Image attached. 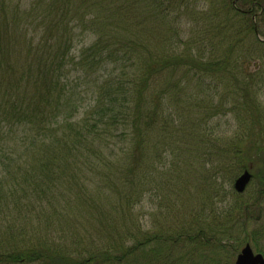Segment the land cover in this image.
Returning a JSON list of instances; mask_svg holds the SVG:
<instances>
[{
    "label": "trees",
    "instance_id": "1",
    "mask_svg": "<svg viewBox=\"0 0 264 264\" xmlns=\"http://www.w3.org/2000/svg\"><path fill=\"white\" fill-rule=\"evenodd\" d=\"M18 1L29 3L28 8H14ZM201 2L207 5L199 8ZM258 4L264 12V0H0V156L7 165L6 176H0V212L21 209L20 213L18 209L8 213L7 226L0 220V264H234L228 254L237 248L228 238L231 229L240 224L236 220L242 217L239 212L238 216L228 212L230 219L225 221L230 224L224 229L216 225L213 228L217 230L206 229V223L192 229L196 224L193 219L181 222L179 230L169 226L167 231L157 232L143 228L140 212L134 208L148 186L143 163L152 157L146 142L156 124L160 131L166 126L168 133L162 134L163 151L156 149L153 158L180 141H188L184 148L189 143L196 145L197 150L190 152L193 155L200 157L204 152L206 147L200 144H205L207 122L219 112L210 114L212 107L205 105L203 98L195 100L193 94L198 87L216 89L221 83L239 40L231 42V36V43L221 53L218 45L228 42V28L254 33L251 17ZM171 15L176 21H190L192 31L210 39H187L181 53L174 52L177 45L170 43L166 55L158 45L159 29H152L150 23L165 27ZM150 29L155 37L148 35ZM88 32L95 35L94 40L74 56L79 35ZM205 41L208 52V45L200 49ZM73 67L87 74L102 70L94 78L107 91L95 97L93 112L85 111L90 119L71 123L77 103L66 110L70 105L66 71ZM164 70H178L182 76L171 78L149 96L151 82ZM103 73L114 75L99 81ZM206 79L211 82L203 83ZM243 89L246 98L250 97V86ZM167 101L177 105L180 117L168 110ZM194 104L206 111L198 114L195 107L200 106ZM64 123L66 127L59 129ZM215 134L217 142L219 133ZM112 138L117 139L108 153H103ZM258 140L248 138L242 151L238 148L233 153L235 166L227 174L236 176L254 169L252 177L264 196V156L260 157L264 139L261 144ZM119 142L126 145L127 154L117 155L121 147L113 152ZM5 147L21 149L30 164L22 161L19 152H7ZM13 154L18 157L11 158ZM203 154L200 165L222 162L221 156L210 151ZM224 163L220 166L223 170ZM12 166L18 168L16 172ZM219 185L214 181L198 186L202 194L206 190L208 194L202 196L205 201L196 218H201L207 199L216 197ZM174 187L168 186V191L174 193ZM72 188L84 192L77 202L66 196ZM230 191H234L232 186ZM188 195L193 199L190 192ZM65 198L67 206L57 211ZM31 215L46 219V229L57 222L77 234L85 230L88 239L98 235L101 244L83 242L82 236L71 240L73 243H51L50 238L39 236L34 240L27 232L32 228ZM218 217L224 220L221 214ZM245 239V243L251 240ZM256 252L262 253L258 248Z\"/></svg>",
    "mask_w": 264,
    "mask_h": 264
},
{
    "label": "rangeland",
    "instance_id": "2",
    "mask_svg": "<svg viewBox=\"0 0 264 264\" xmlns=\"http://www.w3.org/2000/svg\"><path fill=\"white\" fill-rule=\"evenodd\" d=\"M28 5L29 3L26 1H18L14 2L13 7L23 9L28 8ZM206 5L207 2H205L204 5L203 2H201L199 8H204ZM258 6L259 4L255 8L256 14L251 17L256 28H259L258 30L254 28V33L246 34V30L233 32L235 27L228 28V31L226 32L228 34V42L218 45V49L221 53L229 43L236 39L237 42L239 40V46L235 50V54L231 56L229 62H227L228 64L226 63L227 67H225L223 71L221 83L217 85L216 89H207L203 87L202 90H200L198 87L196 88V91L198 92L193 94L195 100L203 98L207 102L205 105L212 107L210 114L219 112L217 117L211 119L209 123L207 122L208 128L204 133L205 144L200 145L206 147L203 153L210 151L213 155L221 156L222 162L218 163L217 161H213L210 163L205 161L204 164L200 165L199 160L204 158L205 154L201 153L200 155L202 157H199L190 153L191 151L197 150V147L195 144L190 145L189 143V146L184 148V144H187L188 141H180L181 144H175L176 147L172 145L169 150L167 149V153H162L160 157L153 158L156 149L158 152L163 151L162 134L164 132L168 133V128L166 126H162L160 131V126L158 127L156 124L154 133L148 135L146 142L147 153L149 152L152 157L150 158V156H148V159L143 163L145 178H147V181H144V183H147L148 186H146V193L142 198L141 203L137 204L134 208V212H140L138 218L143 228L149 230H153L154 228L155 230H158L157 232L160 230L167 231L166 229H168L169 226H172V228L175 227L179 230L181 222L190 223L193 219H195L196 224L190 226L192 229L197 228L203 223H206V227H204L206 229L213 228L214 225L218 228L224 229L226 225L230 224L228 221H225V219H230L228 212L234 216L240 214L238 217H242L236 219L240 224L235 226L236 229H231L230 237L228 238V243L236 245L234 247L237 248L234 249V251L231 250L228 254L231 261H234L235 258H237V254L244 246L246 236L251 239L249 240V243L253 252L256 253L258 248V250L263 253L261 254L264 255V196L259 194L260 185L256 184L257 181L251 177V180L246 185L243 192L238 193L234 189L235 192H232L230 191V187L232 186L233 188L234 180L242 173V171L236 176L227 174V172L235 166V164H233L235 154L233 153L237 152L239 149L242 151L243 143L246 142L248 138L253 139L254 137L259 139V144L262 142L261 139H264V12L263 8ZM228 16L231 17V13L228 14ZM170 17V19L167 18V21H165V27H159L152 21V23H150L152 29L154 27L159 29V31L156 32L158 33V45H160L161 49L166 50V55L170 53L168 51L170 43L177 45L174 52L179 51V53H181L187 39H190L191 41L203 37H206L208 40L210 39V37L201 32L195 33V31H192V24L190 21H176V19L173 18V15ZM236 19H239V17ZM230 24H232V21ZM80 29V27H77L78 31L83 32ZM151 31L152 30L150 29L148 35L150 37H155L153 33L151 35ZM234 33L237 34L238 38ZM231 36L232 40L229 42ZM79 37L81 40L76 43L73 49V54L76 57L79 56V50L82 47L87 46L94 40L95 35L88 32L87 34L79 35ZM217 39L218 38H216V42L218 41ZM197 43L200 44L202 42L198 40ZM207 45L208 44L205 41L200 49H206ZM208 50L209 45L206 51L208 52ZM236 55H239L238 58H236ZM100 71L102 70H96L93 73L90 72V74H87L76 67L66 71L68 77L67 101L70 103L69 106L66 105V110L71 109L74 106V103H77L72 110L71 120L68 122L74 123L82 121L84 118L90 119L85 111H88L89 114L93 112L95 110V97L104 94L107 91L102 88L101 84H98L97 80L94 78ZM102 75L103 77L100 78L99 81L101 79L111 78L114 74L112 73L109 75L108 73H103ZM181 76L182 74L178 70L173 73L164 70L154 82H151L153 84L148 95L150 96L153 94L157 88L158 90L162 89L171 78L180 79ZM210 79L204 80L203 83L206 84L207 82H211ZM247 85L250 86L252 91L250 97L248 96L246 98V91H244L245 89L243 88ZM166 95L170 97L169 94ZM171 97L174 98L175 95ZM130 103L131 100L128 99V109ZM173 104L174 103L167 101V105H169L168 110L172 111L175 116L180 117L181 113L177 105L174 106ZM198 106L200 107H195L198 114L200 113V110L206 111L205 108H202V105ZM174 110H176L178 114H175ZM222 111H224L225 115H221ZM250 111H252V113ZM60 122L61 121L58 123ZM64 127H66V123H64L59 129ZM201 130L202 129L200 128V131ZM215 133H219L217 142H215L214 139L216 136ZM116 139L112 138L108 140L107 144L102 148V152L105 154L108 153ZM108 142H110V144H108ZM156 143L159 145L158 147L155 146ZM238 143H241V145L237 146ZM125 147L126 145H122V143L119 142L113 152L120 148L117 155H125L128 153ZM5 149L7 152H19V150H21L18 148L17 150L15 147H5ZM20 152L17 154L21 156L22 161H24L25 164H30V162L23 156V153ZM17 154H13L11 158L16 159L18 157ZM260 154V157H263L264 151ZM77 162L78 164L81 163L80 158L77 159ZM223 163L226 164L225 170L220 167ZM78 164H76V170H79L80 168V165ZM259 166L263 165L261 164ZM6 167L7 165H3L2 157L0 156V176L2 174L6 176ZM10 168H12L14 172L18 169L15 166ZM249 172V174L253 176L254 169H249ZM214 181L220 184L216 197L207 199L206 205L204 206L205 211L200 216L201 218H196L201 202L205 201V199L201 198L208 194V190L202 194L200 189H198V186L206 185L207 183L212 184ZM49 185L54 187L51 184ZM168 186H175L174 193L168 191ZM72 190L73 191L67 190L66 196H68L71 202H77L80 199L78 196H82L84 192L81 188L80 191H77V189L75 190L74 188H72ZM188 192L192 194L193 199L189 198ZM75 193L78 195H73ZM68 198L61 199L65 200V203L57 208V211L59 209H64V207L67 206V203L69 202L67 200ZM17 209L18 213H20L21 209L19 207L7 212H0V220L3 223V226H7L6 223L10 220L8 213H15L17 212ZM220 214L224 220H220L218 217ZM31 223L32 228H28L27 232H30L29 234L33 236L34 240L36 236H39L40 238H50L49 240L51 243H73L71 240L75 239L77 241V238L79 240L80 236H82L83 242L91 240L93 245L100 246L101 244L100 236L93 235L92 239H88L86 231L82 229H80V233L77 234V232L74 233L71 228L60 226L57 222H54L46 229V219L37 217H33ZM27 225L28 224H26V226ZM78 227L81 228L82 225H78ZM133 229H137L136 224H134ZM214 229L215 228H213V230ZM236 230L238 231L236 232ZM83 242L80 245L81 249L83 248ZM189 245L193 246V244Z\"/></svg>",
    "mask_w": 264,
    "mask_h": 264
},
{
    "label": "water",
    "instance_id": "3",
    "mask_svg": "<svg viewBox=\"0 0 264 264\" xmlns=\"http://www.w3.org/2000/svg\"><path fill=\"white\" fill-rule=\"evenodd\" d=\"M250 179L251 175L247 170L243 174H240L233 183L236 192H243ZM236 257L234 264H264L263 255L261 253H254L248 243L240 249Z\"/></svg>",
    "mask_w": 264,
    "mask_h": 264
}]
</instances>
